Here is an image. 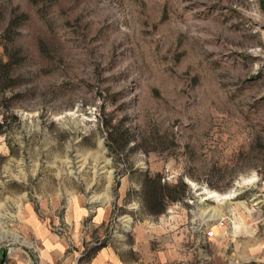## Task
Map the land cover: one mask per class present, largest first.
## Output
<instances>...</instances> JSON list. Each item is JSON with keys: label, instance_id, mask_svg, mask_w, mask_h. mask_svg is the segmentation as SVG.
<instances>
[{"label": "rangeland", "instance_id": "374dc122", "mask_svg": "<svg viewBox=\"0 0 264 264\" xmlns=\"http://www.w3.org/2000/svg\"><path fill=\"white\" fill-rule=\"evenodd\" d=\"M147 174L189 191L152 213ZM39 226L58 264L176 231L264 264V0H0V264H38Z\"/></svg>", "mask_w": 264, "mask_h": 264}, {"label": "crops", "instance_id": "0c3cea01", "mask_svg": "<svg viewBox=\"0 0 264 264\" xmlns=\"http://www.w3.org/2000/svg\"><path fill=\"white\" fill-rule=\"evenodd\" d=\"M109 214L110 210L107 209L98 211L96 217L99 223L104 222ZM38 234L42 240L38 264H58L59 256H62L66 251V245L59 239L57 234L49 231L48 228L44 226H39ZM180 234V231H176L173 234L165 236L167 239L162 236L161 238L170 246L157 249L154 253V258L146 260H142L141 258L134 259L131 257L128 250L118 248L116 244L109 241L108 245L99 247L85 264H195L192 248L190 246L182 247V245H180ZM201 253L204 257V261L207 262L210 258L207 249H202ZM67 260L66 258L63 264H67ZM224 263L223 259L218 262V264Z\"/></svg>", "mask_w": 264, "mask_h": 264}, {"label": "trees", "instance_id": "16d2710c", "mask_svg": "<svg viewBox=\"0 0 264 264\" xmlns=\"http://www.w3.org/2000/svg\"><path fill=\"white\" fill-rule=\"evenodd\" d=\"M110 131V134L111 130ZM161 175L157 174L153 178L147 174L146 183L144 185L143 206L152 213L163 212L167 205L174 201H180L184 198L185 192L189 191V187L182 180H177L173 184L161 182ZM102 245H98L94 252Z\"/></svg>", "mask_w": 264, "mask_h": 264}, {"label": "bare ground", "instance_id": "6f19581e", "mask_svg": "<svg viewBox=\"0 0 264 264\" xmlns=\"http://www.w3.org/2000/svg\"><path fill=\"white\" fill-rule=\"evenodd\" d=\"M213 194V193H212ZM209 198H214V199H216V200H219L220 198H223V199H227L226 198V196H219L218 194H213V195H211ZM206 199V198H205ZM3 240H4V238H3Z\"/></svg>", "mask_w": 264, "mask_h": 264}, {"label": "built area", "instance_id": "2783aa9c", "mask_svg": "<svg viewBox=\"0 0 264 264\" xmlns=\"http://www.w3.org/2000/svg\"><path fill=\"white\" fill-rule=\"evenodd\" d=\"M207 237H211L214 235V230L207 231Z\"/></svg>", "mask_w": 264, "mask_h": 264}]
</instances>
